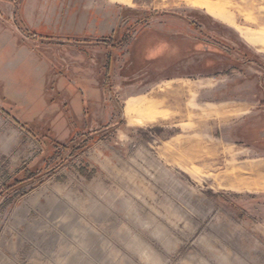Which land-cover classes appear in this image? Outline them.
I'll return each mask as SVG.
<instances>
[{
	"label": "rangeland",
	"instance_id": "1",
	"mask_svg": "<svg viewBox=\"0 0 264 264\" xmlns=\"http://www.w3.org/2000/svg\"><path fill=\"white\" fill-rule=\"evenodd\" d=\"M37 5L0 0V144L9 123L21 135L11 133V153L0 149V264H264V185L253 172L264 160L263 114L232 109L252 89L255 100L264 94V0L135 5L141 26L119 39L116 57L142 31L125 72L150 70V81L191 73L174 85L195 90L169 100L147 89L125 96L85 51L75 61L66 42L74 47L79 35L61 29L85 25V12L57 21V51L29 57L27 37L52 38L27 26ZM181 23L196 27L190 70L148 58L149 45L175 42L162 29Z\"/></svg>",
	"mask_w": 264,
	"mask_h": 264
},
{
	"label": "crops",
	"instance_id": "2",
	"mask_svg": "<svg viewBox=\"0 0 264 264\" xmlns=\"http://www.w3.org/2000/svg\"><path fill=\"white\" fill-rule=\"evenodd\" d=\"M88 2L89 4L79 10L77 6L68 7L65 6V4L58 6L57 0H38V5L36 6V8L33 9L32 13H29L34 22L37 24H35L34 26H27L30 29L32 28L33 30L37 29V32L39 31L38 33H40V31L43 34L50 33L52 35L50 37L52 38H49L51 40L45 41L36 39L35 42H31L32 39H30V37H25V42H27V44H23L24 46H21L23 51H25L29 57H31V55L35 56L36 54H38L35 50L36 48L57 51V31H59V24L57 23V21L60 22L63 16L65 17L64 21L76 23V21H78V19L80 18L78 16H80L81 13L85 12L83 13L84 15H86L87 20V23L85 25L71 24L70 26L61 29L63 31L67 30V32L70 33L76 32L78 33L77 35H79V38L76 41H80V44L78 42H75V46L73 47L72 44H70L71 41L66 42V48L73 49L76 53L75 61H78V55L83 54V52L85 51L87 55H89V62L92 65L98 66L97 69H95L97 71V75L101 76V74H103L104 78L108 79L111 76L114 80L117 79L118 83L115 85L117 90H123V94H125V96H128L130 98L133 97L134 99H136L137 97H141L144 93H146L147 90H153L152 92L159 97L163 95L166 100H169V98H174V95L178 96V94L185 93L187 90H189L190 92L191 90H195V84L191 85L190 83H182V85L178 84L177 88H175L174 85V81H181L182 79L186 78L187 75H191V73L182 74L180 76H171L166 79H157L155 81L151 79L150 81V78L146 77L143 74V72H148L150 70H142L141 72H137V74H134L135 76H130L127 74V72H125L128 65L131 64V62L127 63V61L129 60L128 58L130 57V46L134 44L142 31H139L135 35V38H133L126 45L128 48V55L126 58L121 59L120 57H116L115 53L119 51L120 48L125 44L124 42H119L120 38H124L126 34L125 32L129 33L132 28L135 27L134 25H137V27L141 26L140 23L135 24L132 22L135 20L136 16H141V13L138 10L134 9L136 8L135 5H140V0H129V2H125L124 0H88ZM148 16H151V14H149ZM194 28H196L195 25H192L191 23H181L177 25L175 29L167 28L165 30L162 29V31L157 28L149 27L148 29L146 27L145 29H143V31L156 30L165 33L168 32L174 37L173 39L175 41L172 43L162 42L158 44V46L156 45L157 47L149 45L146 52L147 57L150 58L161 55L167 59V63L176 65L179 68L178 70H184V68H188V70H190L189 66L191 64H194V62L191 61V57H193L191 54L195 51V49H197V47H195V43L198 42L195 41V39H190L189 37V32H192V29ZM105 37L110 38V40H103ZM115 41H118L120 44H116ZM203 61H200L199 63L203 64ZM53 69L55 70L57 68L54 67ZM91 70L93 71L94 68H91ZM160 82L168 83L164 87L165 92H161L160 89L154 90V86L158 85ZM187 86L188 88H186ZM108 87L109 86H105V84H103L102 94H106L104 93V90H107ZM236 88L238 89V86H236ZM246 92L248 93L249 91L247 90ZM251 93L252 95L246 94L244 104L241 103V106L236 105L234 106L235 108L233 107L232 109L239 110V107L242 109L244 105H246L249 106L252 112L254 110H260V112H262L263 114L261 116V119L262 121H264V94L261 95L260 99L257 96V99L255 100L252 98L254 97L253 89ZM202 95L203 93H201L200 96ZM8 117L12 119V122L14 124L20 126L21 128H24V126H22V123L18 121L19 119H17L16 117L15 119L14 116L10 115H8ZM9 125L11 126V132L6 134L5 137L3 136L4 138L2 139V143L0 144V149L2 150L1 152L5 154L11 153L16 146V143H14L15 137L12 136L13 132L17 136L20 135V131L17 127H15L12 123H9ZM64 129H67V127H65ZM28 133L31 134L30 131H28ZM262 133L264 134V129ZM11 155H13V153ZM21 155L25 154L21 152ZM258 165H261L263 167L262 171L264 175V160L261 161V163ZM246 167L249 168L250 166L248 165ZM262 180V185H264V177Z\"/></svg>",
	"mask_w": 264,
	"mask_h": 264
},
{
	"label": "bare ground",
	"instance_id": "3",
	"mask_svg": "<svg viewBox=\"0 0 264 264\" xmlns=\"http://www.w3.org/2000/svg\"><path fill=\"white\" fill-rule=\"evenodd\" d=\"M249 169V168H248ZM263 167L260 165L256 166L253 170V172H255V174H258V176H260L262 179L264 177L263 175V171H262ZM241 172L238 171L236 174H232L229 177H227V181L230 182L231 185L235 184V183H239L240 179L239 176L241 178Z\"/></svg>",
	"mask_w": 264,
	"mask_h": 264
}]
</instances>
